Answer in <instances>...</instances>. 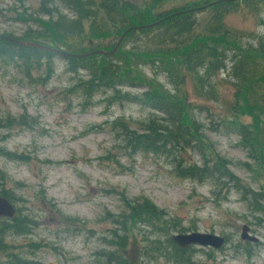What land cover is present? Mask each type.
<instances>
[{
  "label": "rangeland",
  "instance_id": "rangeland-1",
  "mask_svg": "<svg viewBox=\"0 0 264 264\" xmlns=\"http://www.w3.org/2000/svg\"><path fill=\"white\" fill-rule=\"evenodd\" d=\"M128 1L138 4L141 0ZM38 5L39 0H0V34L18 38L26 28L34 29L35 25L17 17L35 15ZM182 6L178 1L164 2L155 12ZM60 12L71 17L64 8ZM225 23L249 36L264 34V12L257 19L240 9ZM83 29L87 31L85 24ZM96 39H79L73 52L109 48V39ZM50 67V76L44 78L45 63L32 64L27 78L22 65L0 62V172L9 179L4 189L17 217H25L31 226L28 234L4 232L0 264H105L99 251L109 249L101 239L115 228L108 216L122 212L123 199L138 196L179 226L180 231L171 235L199 232L225 239L217 250L188 247L191 264H264V224L252 219L234 189L212 192L207 181L177 178L162 159L148 154L126 156L112 125L119 119L141 121L150 113L148 109L109 103L108 92L100 90L84 97L74 88L77 78L85 79L83 72H67L65 60L58 56H52ZM223 78V74L218 77L216 87L220 105L194 96L187 82L190 100L212 112L194 110L193 118L209 147L228 162L229 172L252 190L264 189V171H254L232 126L218 123V117L229 116L226 108L232 102V89ZM186 156L199 162L190 152ZM242 225L256 243L239 239ZM142 233L128 232V244L117 254L126 264H147L138 254Z\"/></svg>",
  "mask_w": 264,
  "mask_h": 264
},
{
  "label": "trees",
  "instance_id": "trees-1",
  "mask_svg": "<svg viewBox=\"0 0 264 264\" xmlns=\"http://www.w3.org/2000/svg\"><path fill=\"white\" fill-rule=\"evenodd\" d=\"M169 1H178L184 7L155 12ZM211 1L214 0H141L136 4L128 0H39L35 15L23 13L17 17L35 25L34 29L26 28L18 38L1 35L62 47L68 53H74L79 39L104 38L110 40L107 46L110 49L105 50L109 51L128 28L161 20L154 27L125 33L111 56L63 58L67 72L84 73L85 79L77 78L74 88L84 97L90 98L100 90L108 92L109 103H129L148 109L150 113L141 121L119 119L112 125L126 156L148 154L162 159L177 178L197 183L207 181L213 187L212 192L234 189L249 215L261 225L264 189L252 190L243 185L229 172L228 162L209 147L193 112H212L190 100L186 84L190 83L194 96L203 101L212 99L220 105L216 87L218 77L225 76L223 81L232 89V102L226 108L229 116L218 117V123L232 126L254 171H264V34L249 36L250 33L225 23L227 17L240 9L259 19L264 12V0H235L197 10ZM60 8L66 9L71 17L61 14ZM52 56L0 39V62L22 65L27 78L29 67L42 63L46 66L44 78L49 77ZM242 117H248L249 123L240 122ZM187 152L196 155L199 162L188 159ZM247 170L253 171L250 166ZM7 181L8 177L0 172V196L10 201L4 189ZM123 200L122 212L108 216L115 228L101 239L109 249L99 251L104 254L105 264H126L117 254L128 244L129 231L143 232L138 254L147 264L158 260L166 264L192 263L187 248L171 242V232H179L180 228L173 220L165 219L164 211L144 197ZM29 224V220L17 214L12 219H1L0 246L4 232L28 234ZM140 226L145 229L140 230Z\"/></svg>",
  "mask_w": 264,
  "mask_h": 264
},
{
  "label": "water",
  "instance_id": "water-1",
  "mask_svg": "<svg viewBox=\"0 0 264 264\" xmlns=\"http://www.w3.org/2000/svg\"><path fill=\"white\" fill-rule=\"evenodd\" d=\"M235 0H214L209 2L206 6H202L200 8H197V10L205 9L206 7L213 6L218 3H225V2H231ZM165 19V18H164ZM161 21V20H160ZM160 21L153 22L151 24H146L143 26H137V27H130L118 38V40L115 42L113 48L109 51H105L102 49H96L92 50L87 53L79 54V53H68L60 48L51 47L49 45H44L36 42L31 41H25V40H17L13 38H9L6 36H3L0 34V39L13 44L18 47L23 48H30L42 52H48L52 54L53 56H58L60 58H75V59H82L86 57L91 56H111L116 53L122 38L124 37L125 33L132 30H141V29H147L156 26ZM16 214V211L12 204L4 197L0 196V220L1 219H12L14 218ZM239 239L244 242H248L251 244H254L257 242V239L254 236H251L249 234V228L246 225H242L240 227V233H239ZM170 240L173 244H175L179 248H188L191 246H197L200 248H211L213 250H217L223 246L225 243V239L223 237L213 235V234H207V233H199V232H190V233H176L171 235Z\"/></svg>",
  "mask_w": 264,
  "mask_h": 264
}]
</instances>
